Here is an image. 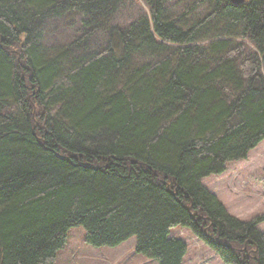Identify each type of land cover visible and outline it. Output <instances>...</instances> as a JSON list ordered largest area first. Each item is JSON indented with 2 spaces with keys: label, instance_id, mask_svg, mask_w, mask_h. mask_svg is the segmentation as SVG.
Returning a JSON list of instances; mask_svg holds the SVG:
<instances>
[{
  "label": "trees",
  "instance_id": "16d2710c",
  "mask_svg": "<svg viewBox=\"0 0 264 264\" xmlns=\"http://www.w3.org/2000/svg\"><path fill=\"white\" fill-rule=\"evenodd\" d=\"M263 140L264 0H0V264H54L77 227L157 264L183 263L176 227L264 264V219L201 184Z\"/></svg>",
  "mask_w": 264,
  "mask_h": 264
},
{
  "label": "rangeland",
  "instance_id": "374dc122",
  "mask_svg": "<svg viewBox=\"0 0 264 264\" xmlns=\"http://www.w3.org/2000/svg\"><path fill=\"white\" fill-rule=\"evenodd\" d=\"M146 10L143 3L134 2L133 9L123 11L121 23ZM201 184L216 196L231 217L242 222L259 217L264 219V140L249 151L244 160L227 163L221 174L210 175ZM255 230L264 236V221ZM170 234L187 246L182 264H224L188 229L176 227ZM134 246L135 238L132 237L115 248H94L85 243L83 228H72L67 233L65 246L57 252L54 264H157L136 254Z\"/></svg>",
  "mask_w": 264,
  "mask_h": 264
},
{
  "label": "water",
  "instance_id": "95a60500",
  "mask_svg": "<svg viewBox=\"0 0 264 264\" xmlns=\"http://www.w3.org/2000/svg\"><path fill=\"white\" fill-rule=\"evenodd\" d=\"M225 1L232 3L234 5H240V4L244 3L245 0H225Z\"/></svg>",
  "mask_w": 264,
  "mask_h": 264
}]
</instances>
